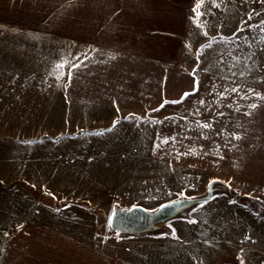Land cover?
Returning a JSON list of instances; mask_svg holds the SVG:
<instances>
[{
	"label": "rangeland",
	"instance_id": "rangeland-1",
	"mask_svg": "<svg viewBox=\"0 0 264 264\" xmlns=\"http://www.w3.org/2000/svg\"><path fill=\"white\" fill-rule=\"evenodd\" d=\"M76 44L0 25V261L13 234L38 224L133 264H264L261 161L192 162L180 131H158L172 115L70 99ZM180 60L195 79L218 74L264 89V0H196ZM208 195L151 231L109 227L117 210Z\"/></svg>",
	"mask_w": 264,
	"mask_h": 264
},
{
	"label": "crops",
	"instance_id": "crops-1",
	"mask_svg": "<svg viewBox=\"0 0 264 264\" xmlns=\"http://www.w3.org/2000/svg\"><path fill=\"white\" fill-rule=\"evenodd\" d=\"M89 2L72 11L71 0H0V25L77 41L66 70L70 99L119 114L172 115L158 131H180L192 162L264 165V89L218 74L195 79L180 60L196 0H95L88 10ZM0 264L133 263L30 224L11 236Z\"/></svg>",
	"mask_w": 264,
	"mask_h": 264
},
{
	"label": "water",
	"instance_id": "water-1",
	"mask_svg": "<svg viewBox=\"0 0 264 264\" xmlns=\"http://www.w3.org/2000/svg\"><path fill=\"white\" fill-rule=\"evenodd\" d=\"M208 198L209 195L206 198L170 201L161 205L154 212L140 206H134L127 210H117L111 214L110 228L116 233L125 235L151 231L156 224L169 219L178 210L200 203Z\"/></svg>",
	"mask_w": 264,
	"mask_h": 264
},
{
	"label": "snow or ice",
	"instance_id": "snow-or-ice-1",
	"mask_svg": "<svg viewBox=\"0 0 264 264\" xmlns=\"http://www.w3.org/2000/svg\"><path fill=\"white\" fill-rule=\"evenodd\" d=\"M201 5L200 4H197V9L200 7ZM199 15H200V13L197 11V16L199 17ZM251 18V17H250ZM58 67H61V66H58ZM195 71V70H194ZM233 91H235V89H233ZM189 95H191L190 93H185L184 94V97H182L181 98V101L185 98V97H187V96H189ZM181 101H173V102H171V103H180ZM165 103H170V102H168V101H165ZM164 105H161V107H163ZM253 107H256L255 105H253ZM116 123H118V121H114L113 122V127H115V125H116ZM202 127H204V128H210L211 127V125L210 124H204V125H202ZM108 131H111V129H108ZM238 138V137H237ZM166 207V206H165ZM194 222V221H193ZM109 227H111V225H109Z\"/></svg>",
	"mask_w": 264,
	"mask_h": 264
},
{
	"label": "bare ground",
	"instance_id": "bare-ground-1",
	"mask_svg": "<svg viewBox=\"0 0 264 264\" xmlns=\"http://www.w3.org/2000/svg\"><path fill=\"white\" fill-rule=\"evenodd\" d=\"M245 165H246V164H245ZM249 165H250V164H248V165H246V166L249 167ZM254 169L259 170V171H264V166H255Z\"/></svg>",
	"mask_w": 264,
	"mask_h": 264
}]
</instances>
